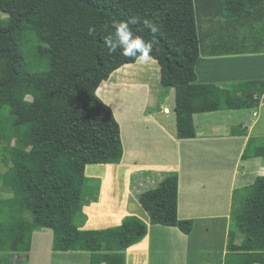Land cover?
I'll return each instance as SVG.
<instances>
[{
    "label": "trees",
    "instance_id": "16d2710c",
    "mask_svg": "<svg viewBox=\"0 0 264 264\" xmlns=\"http://www.w3.org/2000/svg\"><path fill=\"white\" fill-rule=\"evenodd\" d=\"M201 11L218 16L228 29L238 27L228 33L234 36L239 27H254L264 18V0H0V12L7 15L0 18V163L7 168L0 172V189L11 193L0 197V264H28L32 235L42 229L52 230L56 252H89L90 264H126L127 249L148 234L141 206L151 225L191 234L194 221L178 215L176 173L140 177L118 211L104 198L89 203L98 195L89 201L86 184L95 175H127L134 168L123 161L121 125L97 94L115 71L136 62L119 50L109 54L104 37L113 31V20L155 41L150 55L160 66L161 86L176 93L178 139L197 138L196 114L260 105L264 79L231 86L198 82ZM93 26L95 38L88 35ZM260 33L250 36L252 47L242 43V49L212 54L264 53ZM4 139L17 145H3ZM258 157L264 158V143L249 138L242 159ZM240 195L225 264H264V175ZM87 215L96 218L95 229H80L90 227ZM238 234L244 236L240 243Z\"/></svg>",
    "mask_w": 264,
    "mask_h": 264
},
{
    "label": "rangeland",
    "instance_id": "374dc122",
    "mask_svg": "<svg viewBox=\"0 0 264 264\" xmlns=\"http://www.w3.org/2000/svg\"><path fill=\"white\" fill-rule=\"evenodd\" d=\"M6 17V14L0 12L1 19H5ZM218 20V16L210 14V12L206 13L201 11L199 14L197 13L199 35L201 37V56L196 67L199 82H205L203 78L206 72H208L209 77V82L207 83H215L222 86H231V84L246 82L247 80L264 79V54H261L263 56H259L262 59L261 62L260 60H257V63L247 62V67L251 68V73L245 71L244 74H241L240 71L237 72L235 66L226 65L224 61L223 63L213 62L212 66L206 64L208 62L211 65L212 60L210 59L216 58L207 56V54H212L213 52H222L221 54H224L223 52L236 51L244 47L241 46L242 43H245L248 47H252L249 46L250 36L253 33H256V37H258L257 34L261 36L260 32H264V18L256 19L254 27L249 25L239 27L241 33L238 32L234 36H228V33L234 32V30L237 31L236 28L238 27L228 29L224 20ZM250 51L252 50L250 49L248 52ZM256 56L258 57V55ZM216 79L221 80L216 81ZM97 94L115 112L114 114L118 122L122 123L121 136L124 149L130 148L131 152L134 148L138 147L139 151L137 150L135 157H133L136 163H145L153 158H156L154 162L163 160L164 157L175 160L179 159L181 167L179 170L180 179L182 180L183 187L181 194L182 211L186 210L187 207L189 187L192 179H201V181L208 180V182H213V184H222L224 187V198H221V201L210 209L221 217L209 218L202 221H197L198 219H196L191 235L182 234L177 228L175 231L170 230L171 234L167 233V237H163L164 240L161 239L163 242L159 246L157 244L152 246L150 256L151 264H221V260L223 259L225 264L227 254L222 258L221 252L223 249L227 251L226 253L229 251V231L233 223V211L241 207L239 200V197H242L240 195L241 188L252 184L257 176L264 175L262 173L263 171L260 172L261 167H256L257 162L264 166V158L261 159L259 157L252 158L249 161H240L245 162L244 165L248 168L247 171L249 174L246 180L241 181L244 186L233 189V196L230 197V204L227 205L225 187H230V183L232 182L231 171L238 161V147L240 146L238 142L234 143L232 139H214L212 142L208 141L210 146H207V143H195L192 140L183 141L185 139L178 140L176 138L178 143L176 145L175 142H172L168 137L160 134V132L152 129H149V132L145 127L141 126L145 120H149L146 117L153 116L155 118L165 115L168 118H172L175 116L171 112L174 111L176 94L174 92L171 98V92L165 91L161 86L160 66L155 59H151L145 64L135 62L121 67L108 80L102 83L97 90ZM28 99L31 98L28 97ZM255 113L256 115H254ZM196 123L197 125H202L203 123L209 130L211 129L217 132L223 130L224 135H228L229 133L232 136L246 134L247 127L252 126L251 133L250 135L248 134L250 136L249 138L259 139V143H264V98H261L260 105L254 109L222 110L215 113H208L207 115L200 114L196 117ZM128 124L138 125L139 127L135 130L133 126L134 129L131 130ZM146 124L147 122H144V126ZM240 124L244 126H238ZM204 126L199 127V132ZM199 132L198 134L202 135ZM240 136L245 137L244 135ZM2 144L17 145L15 141L8 142L5 139L2 141ZM256 144V141H254L252 146L256 147ZM146 146L147 150L150 151V159L145 156V151L142 150ZM126 162L129 163L127 159ZM244 165H238L241 166L239 170ZM133 166L136 167L133 168ZM133 166L131 170H136L135 174L130 172L127 175L124 173L123 175L113 176L104 174L93 176L86 184V189L89 191V201L92 200V197L98 195L97 202L100 203L102 198L106 199L109 201L110 210L118 211L119 205L117 202L122 203L124 205L123 207H126L131 195L133 180L135 179L134 175L137 177V174L140 173L142 175L144 173V178L146 168L151 169L149 172L153 170V172H156V168L153 167H143L138 164ZM226 167H228V171H226ZM220 168H223V170ZM6 169L0 163V172ZM87 169L88 167H86V171ZM135 181H138V179ZM0 187H2L1 184ZM136 193L138 192L135 191L134 194ZM221 193L222 191H219V194ZM10 195L11 193L4 192L0 189V197L6 198ZM206 208L209 209V207ZM199 210L204 213L203 208H199ZM98 212L99 209L95 213L97 214ZM87 216L90 227L85 229H95V218L91 219L90 215ZM99 217L104 218L105 215L98 216V219H100ZM154 231L157 230L155 229ZM243 237V235L238 234L236 242L240 243ZM178 243L181 247L178 246ZM60 255L53 250V232L51 229H42L33 233L32 250L31 255L29 253L28 264H90L89 252L68 251L66 256ZM13 257L14 262H16L17 256Z\"/></svg>",
    "mask_w": 264,
    "mask_h": 264
},
{
    "label": "crops",
    "instance_id": "0c3cea01",
    "mask_svg": "<svg viewBox=\"0 0 264 264\" xmlns=\"http://www.w3.org/2000/svg\"><path fill=\"white\" fill-rule=\"evenodd\" d=\"M261 54H264V53L232 54V55H225V56H222V57L220 55L207 54V56H212V57H216V58L210 59V60H212V62H211L212 64L211 65L208 64V62H206V64L208 66H212L213 62L223 63V61H224V63L226 65L235 66L236 69H237V72L240 71L241 74H244L245 71L247 73H251L250 72L251 68L247 67V62L257 63V60H260V62H261L262 59L259 57V56H263ZM246 55H248V57H246ZM256 55H258V57ZM253 56H255L254 57L255 59L253 58ZM219 59H221V60H219ZM250 60H252V61H250ZM197 65H198V63H197ZM197 65H196V67H197ZM203 79L205 81L204 83L209 82V80H208L209 79L208 72L205 73V77ZM219 80H221V79H216V81H219ZM198 82H199V79H198ZM199 83H201V82H199ZM170 92H171V98H172V96H173V94L175 92V89H171ZM262 97L264 98V95ZM167 101H168V98H167ZM110 104H112V103H110ZM159 112H160V110H159ZM169 112H170V110H169ZM171 113H173L175 115V116L173 115L174 117H172V118H168L165 115L160 116V117H155V118H153V116L146 117V118L149 119V120H145L144 121V122H147V124L144 126V122H143L141 124V126L145 127V129L147 131H149V129H152V130H154L156 132H160V134L165 135L172 142H175L176 145H177L178 143H177V139H176L177 138V129H176V125H175V117H176L175 107H174V111H172ZM204 114L207 115L208 113H203L202 115H204ZM199 115L200 114L194 115V124H195L196 131H197V138L189 139V140L185 139L183 141H191L192 140L195 143H201L202 142V143H207V146L208 145L210 146L208 141L212 142L214 139H226V140L227 139L228 140L232 139V141H234V143L238 142V144L240 145L238 147V149H239L238 161L236 162L235 166L232 168V171H231L232 172V182L230 183V187H228V186L225 187V197L227 199V205H228V204H230V197L233 196V189L236 188V187L241 188V186H244L241 183V181L242 180H246L247 177H248V174H249L248 171H247L248 168L244 165L245 162H240V161L243 160L242 159V155H243V153L245 151V148L247 146V142H248V139L250 137L249 135L251 133L252 126L247 127L248 128L247 129L248 133L246 131L245 132L246 134H240V135H244L245 137L240 136V135L239 136L238 135L237 136H232V135H229V133H228V135L227 134L224 135L223 134L224 133L223 130H219V132H217V131H213L211 129L209 130L206 126L203 125V123H202V125H197L196 117L199 116ZM254 115H256V113ZM143 116H142V119H143ZM120 125L122 126L121 122H120ZM133 126L135 127V130H137V128L139 127L138 125L128 124V127L131 130L134 129ZM200 126H204V128L200 129V132H199V127ZM238 126H244V125L240 124ZM198 132L200 134H202V135H199ZM198 135L201 136V137H199ZM137 150L139 151L138 147L134 148L131 152H130V148L129 149L125 148L124 149L123 161L124 160L126 161V159H127L128 162L132 166L138 164L140 166L142 165L143 167L147 166V167H151V168L152 167L156 168L155 170H156L157 174H156V172H153L154 170L152 172H146V174H145L147 176L146 179H148V178L153 179V177L156 179V178H158L160 176L159 175L160 173H164V172L178 174V176H179V208H178V215H179L180 219H192L193 221L198 219L197 221H202V220H207L209 218H218L220 216V215H217L215 211H212L210 209L215 204L217 205L221 201L220 200L221 198H224V193H223L224 187L222 186V184H213V182H208V180L201 181V179L200 180L192 179L190 187H189V195H188L189 199H188V203L186 205L187 207H186V210L182 211V208H181V203H182L181 194H182L183 187H182V180L180 179V171L179 170H180L181 167H180L179 159L175 160V159H169L167 157H164L163 160L154 162L156 160V158L150 159V151L147 150V146H146L145 148L143 147L142 150L145 151V154H146L145 156H147L150 160L145 162V163L141 162V164H139V163H136L134 158H133V157H135V155H136L135 152ZM261 159H262V157H261ZM249 160H251V159H248V160H245V161H249ZM107 165H111V164H107ZM113 165H116V164H113ZM238 165H244V166H242V169L239 170L241 166H238ZM133 167H136V166H133ZM256 167L257 168L261 167L260 172L263 171L262 173L264 174V166L262 164L257 162L256 163ZM220 169L223 170V168H220ZM226 171H228V167H226ZM131 172L135 174L136 170H133ZM134 174H132V175H134ZM143 174L144 173H142L141 176H137L138 180H139L140 177H143ZM154 174H155V176H153ZM135 177L136 176L134 175V178ZM162 179H163V177L161 179L157 180V181L160 182ZM135 180H136V178L133 180L134 183H133V187L131 189V195L133 194V188H135V183H136ZM254 181H253V183H254ZM155 186H157L156 183L153 184V185H150L146 189L149 190L151 188H154ZM146 189L141 191V193L146 191ZM219 191H222V193L219 194ZM89 203H99V202H89ZM117 203H118V205H120V204L122 205V203H119V202H117ZM139 205L141 206L140 201H139ZM123 206L124 205H122L121 207L124 208ZM206 207H209V209L206 208ZM141 208L143 209V211L146 214V218H142V219L148 224V234L140 243H137V244H135V245H133V246H131V247H129L127 249V251H126V264H130L131 257L132 258L136 257V260L134 262L135 264H151L150 256H151V250L153 248L152 246L155 245V244H157L159 246V244L163 242L161 239H163V237H167V233H170V230H174L175 231V229H176L174 227H166V226H161V225H151L149 215L147 214V212L145 211V209L142 206H141ZM199 208H203L204 209V213L200 212ZM103 215H105V214H103ZM128 215H133V214H127V216ZM104 218H106V215H105ZM104 218H100V219H104ZM95 220H96V218H95ZM121 223H122V221H121ZM107 228H110V227H107ZM80 229H85V228L81 225ZM102 229H106V228H102ZM155 229L157 231H154ZM189 235H191V234H189ZM178 246H180L179 243H178ZM134 249H138L137 251H140V252L131 253L132 252L131 250H134ZM179 249H182V248H179ZM31 250H32V246H31ZM31 250L29 252L30 255H31ZM226 252L227 251L225 249L222 250V252H221L222 258L227 254ZM56 253L57 254H61L60 256H66V254H68V251L67 252H56ZM221 264H224V259L221 260Z\"/></svg>",
    "mask_w": 264,
    "mask_h": 264
},
{
    "label": "clouds",
    "instance_id": "9594fccd",
    "mask_svg": "<svg viewBox=\"0 0 264 264\" xmlns=\"http://www.w3.org/2000/svg\"><path fill=\"white\" fill-rule=\"evenodd\" d=\"M144 23L146 27L151 28L153 32L157 31L151 21H145ZM111 28L113 31L104 37V44L108 48L109 54L116 53L117 50H119L120 55L134 58L136 62L141 64L148 63L152 59L150 54L155 47L154 40H145L142 36L133 33L129 23L125 21L113 20L111 22ZM95 34V27H90L88 35L95 38Z\"/></svg>",
    "mask_w": 264,
    "mask_h": 264
}]
</instances>
